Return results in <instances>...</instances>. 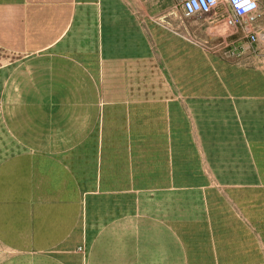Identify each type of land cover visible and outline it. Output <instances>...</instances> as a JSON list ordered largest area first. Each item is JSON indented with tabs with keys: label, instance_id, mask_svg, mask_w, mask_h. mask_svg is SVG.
Instances as JSON below:
<instances>
[{
	"label": "crops",
	"instance_id": "0c3cea01",
	"mask_svg": "<svg viewBox=\"0 0 264 264\" xmlns=\"http://www.w3.org/2000/svg\"><path fill=\"white\" fill-rule=\"evenodd\" d=\"M181 1L0 0V264H264V65Z\"/></svg>",
	"mask_w": 264,
	"mask_h": 264
},
{
	"label": "built area",
	"instance_id": "2783aa9c",
	"mask_svg": "<svg viewBox=\"0 0 264 264\" xmlns=\"http://www.w3.org/2000/svg\"><path fill=\"white\" fill-rule=\"evenodd\" d=\"M256 7L245 12L236 7L233 0H217L215 6L205 0H182L186 16L204 17L209 22L222 20L228 30L215 49H222L227 57L243 59L254 56L264 65V7L254 0ZM208 4L209 11H205ZM229 38H232L229 39Z\"/></svg>",
	"mask_w": 264,
	"mask_h": 264
},
{
	"label": "clouds",
	"instance_id": "9594fccd",
	"mask_svg": "<svg viewBox=\"0 0 264 264\" xmlns=\"http://www.w3.org/2000/svg\"><path fill=\"white\" fill-rule=\"evenodd\" d=\"M201 4L205 3V0H200ZM236 7L239 9H243V11L247 12L250 9H253L256 7V4L254 0H233ZM217 3V0H208V4H211L212 6H215ZM208 4H205L204 10L209 11Z\"/></svg>",
	"mask_w": 264,
	"mask_h": 264
},
{
	"label": "rangeland",
	"instance_id": "374dc122",
	"mask_svg": "<svg viewBox=\"0 0 264 264\" xmlns=\"http://www.w3.org/2000/svg\"><path fill=\"white\" fill-rule=\"evenodd\" d=\"M260 3L264 7V0H260Z\"/></svg>",
	"mask_w": 264,
	"mask_h": 264
}]
</instances>
